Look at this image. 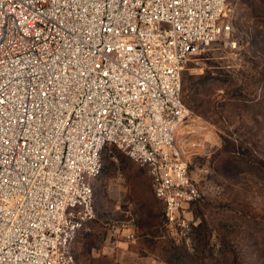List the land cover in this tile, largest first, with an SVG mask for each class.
<instances>
[{"label": "built area", "instance_id": "2783aa9c", "mask_svg": "<svg viewBox=\"0 0 264 264\" xmlns=\"http://www.w3.org/2000/svg\"><path fill=\"white\" fill-rule=\"evenodd\" d=\"M227 0H0V264H82L93 182L113 145L175 223L201 192L175 148L186 63ZM185 220V219H183Z\"/></svg>", "mask_w": 264, "mask_h": 264}, {"label": "rangeland", "instance_id": "374dc122", "mask_svg": "<svg viewBox=\"0 0 264 264\" xmlns=\"http://www.w3.org/2000/svg\"><path fill=\"white\" fill-rule=\"evenodd\" d=\"M225 21L230 35L191 57L183 72L212 74L205 109L186 106L175 136L202 200L169 223L147 171L108 147L107 169L93 183L95 218L70 245L80 263L165 264L171 242L193 250L194 227L206 219L215 254L233 249L242 264H264V0H227Z\"/></svg>", "mask_w": 264, "mask_h": 264}, {"label": "trees", "instance_id": "16d2710c", "mask_svg": "<svg viewBox=\"0 0 264 264\" xmlns=\"http://www.w3.org/2000/svg\"><path fill=\"white\" fill-rule=\"evenodd\" d=\"M254 3L261 5L256 1ZM211 79L212 74L209 71H206L205 74L198 77H194L188 73L184 74L182 78V101L185 106H188L190 111L198 112L205 109L203 107L204 100L201 98V96L206 94L208 89L211 87ZM110 146L116 148L113 145H109L104 149V151ZM110 156L111 155H109V157ZM108 162L109 161L106 160L104 165L102 162L101 173L104 171V169H107ZM201 200L202 199L199 201ZM89 223H87L84 228H86ZM218 223L222 224V220H219ZM225 223L226 222H224V227H226ZM193 231V250L190 252L179 245H175L174 242H171L169 248L164 249L163 259L165 264H242V253L236 250H225L219 252L218 254H215L212 251L211 242L213 239V229L209 226V223L206 219H203L196 227H194ZM220 242L223 246H227L225 237L222 236L220 238Z\"/></svg>", "mask_w": 264, "mask_h": 264}]
</instances>
